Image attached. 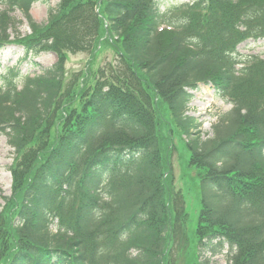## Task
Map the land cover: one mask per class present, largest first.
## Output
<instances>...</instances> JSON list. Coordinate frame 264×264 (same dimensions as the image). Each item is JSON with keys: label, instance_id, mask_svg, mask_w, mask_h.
Instances as JSON below:
<instances>
[{"label": "trees", "instance_id": "obj_1", "mask_svg": "<svg viewBox=\"0 0 264 264\" xmlns=\"http://www.w3.org/2000/svg\"><path fill=\"white\" fill-rule=\"evenodd\" d=\"M36 1L48 0H0V49L56 55L39 74L1 75L14 159L0 264H175L189 225L173 146L198 190L191 258L216 242L230 264H264V59L236 50L264 37V0H199L161 30L154 0H58L45 24ZM16 9L30 33L10 40ZM102 46L114 58L94 67ZM70 53L91 55L85 70L66 67ZM199 83L232 105L206 137L187 113Z\"/></svg>", "mask_w": 264, "mask_h": 264}, {"label": "rangeland", "instance_id": "obj_2", "mask_svg": "<svg viewBox=\"0 0 264 264\" xmlns=\"http://www.w3.org/2000/svg\"><path fill=\"white\" fill-rule=\"evenodd\" d=\"M185 0H168L169 6H175V3ZM57 0L49 2H36L32 5L30 12L33 19L38 23H44L47 19V12L50 7H54ZM3 7L0 6V9ZM15 24L11 27L10 38L15 36H24L29 33V27L19 10L11 12ZM237 53L240 56L252 54L260 55L264 58V38L257 40H248L237 47ZM89 53L69 54L66 66L70 70L83 71L87 62L90 60ZM95 58L93 66H103L108 60L114 58V52L109 46H102L99 52L93 56ZM55 61L52 53H41L39 55L25 53L17 45H8L0 49V75L9 73V69L19 70L22 74L40 73L41 67L50 66ZM37 62L38 66L35 64ZM0 76V87L2 83ZM231 105L227 100L217 94L215 89L209 84H198L197 89L192 91V97L187 104V111L195 116L201 123L200 131L205 136L211 132V125L217 120V117L225 111H228ZM175 144V142H174ZM13 149L8 144L5 134L0 132V210L4 206L2 196H9L11 193V172L10 167L13 162ZM170 166L172 168V185L175 190L181 188L185 195V204L188 211V228L182 231V234H174L171 242L173 248L170 255L175 264H196L199 260L205 264H229L227 260L228 247L226 244L220 245L215 242L214 246L208 250L200 251V258H191L194 252L195 229L197 215L200 207L197 187L191 184L188 177L182 178L184 170L180 162L183 160V152L180 147L173 146L170 150ZM181 249L179 250V246Z\"/></svg>", "mask_w": 264, "mask_h": 264}]
</instances>
